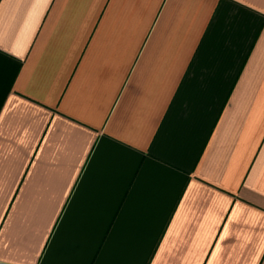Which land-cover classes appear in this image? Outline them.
Masks as SVG:
<instances>
[{"label":"crops","instance_id":"crops-1","mask_svg":"<svg viewBox=\"0 0 264 264\" xmlns=\"http://www.w3.org/2000/svg\"><path fill=\"white\" fill-rule=\"evenodd\" d=\"M0 264H264V0H0Z\"/></svg>","mask_w":264,"mask_h":264}]
</instances>
